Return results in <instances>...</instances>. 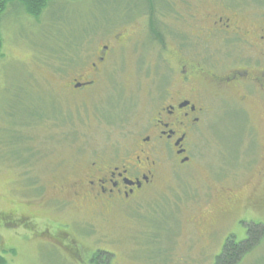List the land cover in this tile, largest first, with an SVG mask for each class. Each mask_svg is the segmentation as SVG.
<instances>
[{"label": "rangeland", "instance_id": "374dc122", "mask_svg": "<svg viewBox=\"0 0 264 264\" xmlns=\"http://www.w3.org/2000/svg\"><path fill=\"white\" fill-rule=\"evenodd\" d=\"M132 3L52 0L37 18L11 3L0 19V213L14 212L15 220L25 215L32 222V226L4 225L0 219V255L5 264H85L91 249L110 254L101 259L104 264H212L222 235L232 225L233 219L211 226L198 220L209 208L211 174L222 165L217 150L221 146L214 138L235 145L238 134L222 139L225 120L218 115L222 109L212 114L219 120L218 133L208 124L201 128L200 139L194 134L191 162L176 172L166 170L153 191L102 214L77 206L51 208L56 202L54 177H69L87 152L117 145L119 132L136 130L147 86L143 72L135 70L141 68L137 58L155 56L149 48L126 43L112 55L123 63L114 79L101 80L100 90L88 91L86 104L80 105L75 95L62 94L58 88L68 73L54 61L62 51L58 45L83 32L88 41L82 48L92 51L103 31L129 19ZM121 89L124 92L119 93ZM127 107L135 112L132 125L117 127L110 115ZM222 117L226 119L225 114ZM73 248L80 249L76 257ZM236 264H264V239Z\"/></svg>", "mask_w": 264, "mask_h": 264}, {"label": "flooded vegetation", "instance_id": "af4514ba", "mask_svg": "<svg viewBox=\"0 0 264 264\" xmlns=\"http://www.w3.org/2000/svg\"><path fill=\"white\" fill-rule=\"evenodd\" d=\"M114 25L92 51L82 48L88 41L84 33L77 44L70 37L67 43L77 51L69 49L71 58L62 65L68 73L58 88L86 104L88 91H99L101 80L115 76L122 63L112 56L116 50L126 43L149 48L155 56L138 57L141 68L135 69L147 83L143 116L136 130L118 133L119 144L94 148L75 162L69 177H54L51 208L77 206L102 214L153 191L166 170L176 172L191 162L194 134L200 139L208 124L218 133L212 114L222 109V139L238 134L235 145L214 138L222 165L211 174L209 208L198 220L211 226L233 219L212 264L231 238L250 242L249 254L264 239V0H133L129 19ZM123 109L109 114L112 120L104 118L123 127L135 115L130 107ZM19 222L30 226L25 215ZM96 251H88L85 264H96Z\"/></svg>", "mask_w": 264, "mask_h": 264}, {"label": "trees", "instance_id": "16d2710c", "mask_svg": "<svg viewBox=\"0 0 264 264\" xmlns=\"http://www.w3.org/2000/svg\"><path fill=\"white\" fill-rule=\"evenodd\" d=\"M50 1H52V0H0V19L3 16L7 6L11 3H18L20 6H22L24 11L28 15L37 18L41 14V12L46 8L47 4ZM74 1H76V0H74ZM71 36H73V34H71ZM69 39H71V38H69ZM83 39H84V34H83V32H80V34L76 35L72 40L74 43L77 44L79 41H81ZM68 41H70V40H68ZM58 46H59V49H62V51L59 52V54H58L59 57H57L56 60L54 59V61L59 62V66L62 67V65H64V61L66 59L71 58V56L68 55V52L73 53L74 51H77V46H75V45L70 46V44L67 43V41H66V43L64 42V44L62 43V45L59 43ZM69 49H74V50L72 52ZM60 53H62V54L60 55ZM2 55H3L2 54V34L0 31V58ZM76 61H79V59L76 58L74 60V62H76ZM74 64H76V63H74ZM62 69H63V71H65L66 70L65 66H63ZM112 78H114V77H112ZM64 93H67V92H64L62 90V94H64ZM11 145H13V144H11ZM14 157H15V155H14ZM0 214H1L0 219H2L4 221V225L5 224L6 225L15 224L16 225V223H20L19 219L21 217L18 216L17 217L18 220H15L16 219L15 217L17 214H14V212H7L4 214L3 213H0ZM31 223L32 222L30 221V226H32ZM36 234H37V236L42 235L40 231H37ZM232 239L233 238L226 241V245L223 249V252L220 255H217L215 257L214 264H236L245 255V253L248 251V249L249 250L251 249L250 242L249 243L248 242L243 243L241 241L239 243H236ZM71 240L74 241V239H71ZM77 250H80V249L73 248L72 254L74 257H76L75 255H78V253H76ZM102 252H104V251H100V250L96 251V253H95L96 264H104L103 262H105L106 260L105 259L103 261L101 260L102 258H104V256L106 259L110 258V254H108V252H104V253H102ZM86 253L88 255L89 252H86ZM5 263H6V259L0 255V264H5Z\"/></svg>", "mask_w": 264, "mask_h": 264}]
</instances>
